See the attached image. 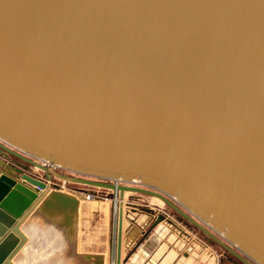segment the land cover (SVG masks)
Instances as JSON below:
<instances>
[{
	"label": "water",
	"instance_id": "water-1",
	"mask_svg": "<svg viewBox=\"0 0 264 264\" xmlns=\"http://www.w3.org/2000/svg\"><path fill=\"white\" fill-rule=\"evenodd\" d=\"M29 167L158 199L240 264H264V0H0V264H15L39 204L75 240L87 192ZM166 217L120 202L115 264L181 240L214 264Z\"/></svg>",
	"mask_w": 264,
	"mask_h": 264
},
{
	"label": "rangeland",
	"instance_id": "rangeland-1",
	"mask_svg": "<svg viewBox=\"0 0 264 264\" xmlns=\"http://www.w3.org/2000/svg\"><path fill=\"white\" fill-rule=\"evenodd\" d=\"M29 169L32 170V167H29ZM36 171V173H38L39 175H43V172L39 170ZM56 172L78 179L111 184L110 181H102L100 179L89 178L64 171L62 169H56ZM136 181L138 182V179H136ZM131 187L142 188L141 185H133ZM67 188L70 190L81 188L82 190H86V192L88 191L87 194L90 195L88 202H86L81 209L80 229L77 239L78 244L77 241L70 243L64 237L61 230H58L56 227L46 226L44 221L39 219H37L36 223H34L36 224V227H33L34 231L32 232V220H27L23 223L22 226L28 234V241L20 250L18 255L14 258L15 264H86V262L83 261L82 256H98L96 254L100 253L105 254V257H102L104 260L103 264H115V259L113 261V246L117 227V213L114 212L115 193L113 191L102 188L69 183L67 184ZM111 195H113V198H110ZM130 195L137 196L141 194H132L126 192L124 193L123 197L128 198V196ZM117 200V207L120 202L125 205L124 202L128 201L125 199L121 201L118 195ZM145 200L153 201V199H150L149 196L146 197ZM82 201L83 200H80L79 202L82 203ZM154 202L160 205L162 213L167 216L170 215L169 217H174V220L176 219V222L191 230L193 234H195V236L198 238V240L202 241L207 247L211 248L215 260L214 264H240L237 260H235L227 252L222 250L214 242L209 241L206 236L203 235L197 228L182 219L179 215L174 213L163 203L157 200H154ZM154 209L158 208L155 207ZM170 220L172 221V223L178 226L179 229L184 231L181 226L176 224L172 219ZM211 234L224 243V241L218 235L212 232ZM227 246L239 256L244 258L242 255H240V253L236 251V249H234L230 245Z\"/></svg>",
	"mask_w": 264,
	"mask_h": 264
},
{
	"label": "crops",
	"instance_id": "crops-1",
	"mask_svg": "<svg viewBox=\"0 0 264 264\" xmlns=\"http://www.w3.org/2000/svg\"><path fill=\"white\" fill-rule=\"evenodd\" d=\"M29 173L30 174L32 173V170L31 169H30ZM76 189H81V188H75L73 190H70L66 186V188L64 190H62V192L63 193H66V194L73 195V194L77 193ZM87 193H88V191H87ZM146 197H148V196H144V195H137V196L130 195V196H128V198H126V197L124 198L125 200H128V201H125L124 203H125V205L126 204H131L135 208H137L138 210H142V211H145V212H148V213H151V214H156L158 212H161L162 209H160V205L158 203H155L154 202V200H157V201H159V200L150 197V199H153V201H147V200H145ZM86 202H88V201L87 200L86 201L83 200L82 203L79 202L78 218H77V230H76V238H75L74 242L77 241V239H78V234H79V229H80V214H81V209H82V206ZM159 202H161V201H159ZM39 207H40V204L37 205V207L35 208V210L26 219V221L27 220H32V223H36V220L37 219L42 220V221H44V223L46 224V226L56 227L58 230H61L62 233H63V235H64V237L66 238V231H65V229L58 228L45 215L40 214L38 212V208ZM155 207L158 208V209H154ZM169 218L172 219L176 224H178L179 226H181L184 229L185 233L191 238L192 241H195V242L199 243L204 248V250H207L211 255H213V253L211 251V248L207 247L202 241L198 240V238L195 236V234H193V232L191 230H189L185 226L181 225L180 223L176 222V219L174 220V217L171 216ZM123 229H124V227H123ZM170 234H171V236L174 237V235H172L173 234L172 232ZM127 235H128L127 233H124L122 235V254H121L122 255V259L126 257V255L128 254V251H131L132 250L131 247L130 248H125L124 247V244H125L126 236ZM167 237H169V235H167ZM116 238H117V227H116V237H115L114 246H113V261L115 259ZM139 240H140V236L138 238H136V240L134 241V243H137ZM181 243H182V246L178 245L177 247L170 248V249H166V246L165 245L167 244V242L165 241L164 244H162V245L159 244L154 249L151 248V251L149 252V256L148 257H145L144 255L140 254L139 253V250L141 248H137L136 251H135V253H133L134 260H136L134 264H155V261L152 258L153 254L158 255V256L159 255H162L161 258H164V257L174 258V256L176 258V257H180V256H186V258H184V261L185 262L190 261V263H188V264H203V263H200V262L196 261L193 258V256H192L193 253H198L199 251L196 252L194 249L193 250L191 249V252L192 253H190V252L187 251V249L189 248V244L186 243V242H184L183 240H181ZM77 244H78V241H77ZM157 249H158V252H157ZM96 255L105 257V254H102V253L96 254ZM167 258H165V259H167ZM214 262H215V260H214ZM126 264H128V263H126ZM206 264H207V262H206Z\"/></svg>",
	"mask_w": 264,
	"mask_h": 264
},
{
	"label": "built area",
	"instance_id": "built-area-1",
	"mask_svg": "<svg viewBox=\"0 0 264 264\" xmlns=\"http://www.w3.org/2000/svg\"><path fill=\"white\" fill-rule=\"evenodd\" d=\"M42 166L46 167V168H51L53 169L54 171H56V169H60L59 167L57 166H54V165H50L48 162H43ZM38 169L32 167V173L30 174L33 178L35 179H39V180H42V181H47L46 180V175L45 173L43 172L42 176L39 175L38 173H36ZM40 171V170H39ZM42 172V171H41ZM49 183V185H57L61 188V191L64 190L67 186L66 183L62 182V181H59L58 179L54 178L53 176L51 177L50 180L47 181ZM112 185H116V184H119V185H124V186H133V185H139L140 186V182H137L136 179H132L129 183L127 182H123V181H110ZM115 194V198H114V212L117 213V203H118V200H117V195L118 193L117 192H114ZM90 197V195L88 194L86 196V198L88 199ZM89 200V199H88Z\"/></svg>",
	"mask_w": 264,
	"mask_h": 264
},
{
	"label": "bare ground",
	"instance_id": "bare-ground-1",
	"mask_svg": "<svg viewBox=\"0 0 264 264\" xmlns=\"http://www.w3.org/2000/svg\"><path fill=\"white\" fill-rule=\"evenodd\" d=\"M41 162V163H40ZM39 163H40V165H42L43 164V161H40ZM138 182H139V180H138ZM116 185H119V184H116ZM129 187H131V186H129ZM124 193H126V192H124ZM123 196H124V194H123ZM89 199V198H88ZM88 199L86 198L85 199V201L87 200L88 201ZM26 221V220H25ZM23 225V224H22ZM36 224H32V232L34 231V229H33V227H36L35 226ZM76 226H77V224H76ZM205 227V226H204ZM21 231H22V233L27 237V239H28V234H27V232L23 229V226H21ZM219 235L221 236V235H223V234H221V233H219ZM75 236H76V234H75ZM76 238V237H75ZM86 264H89L88 262H86Z\"/></svg>",
	"mask_w": 264,
	"mask_h": 264
}]
</instances>
